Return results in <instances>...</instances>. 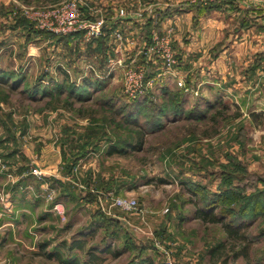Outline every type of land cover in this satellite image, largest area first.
<instances>
[{
  "label": "rangeland",
  "instance_id": "374dc122",
  "mask_svg": "<svg viewBox=\"0 0 264 264\" xmlns=\"http://www.w3.org/2000/svg\"><path fill=\"white\" fill-rule=\"evenodd\" d=\"M61 1L64 0H0V71H15L17 75L16 87H12L10 83L0 82V264H64L54 255V252L58 251L63 254L64 258L72 254V256H80L83 260L85 255L83 250L77 248L69 253L63 247L62 242L70 243L75 240H84L86 250L90 245L100 243L106 233L114 228L109 227L104 231L101 227L97 231L92 230L91 227L87 228L90 222H86L85 215L88 214L81 208L73 207L74 203L69 201L67 196H63V201L58 202L62 204L60 210L63 211V214H59L53 209L55 204L53 202L60 193H58L56 185L41 180L47 174L43 169H46L49 164H43L44 161L41 160L42 158H38V155L42 151V139L47 141L55 139L54 127L58 123L61 126L68 123L80 124L85 129L79 130L78 134L90 133L91 128L98 131L99 137L96 138L95 142L99 143L97 149L99 151L102 149V152L98 151L97 154L89 156L86 161L83 160L81 166L85 168L84 170L90 168V174L85 179L76 177L74 182H71L73 187L84 189L82 185L89 183L93 184L94 188L95 184H98L105 189L112 187L116 190L121 188L124 190L131 184H139L149 192H159L161 196H167L169 188L176 185V181L177 185L183 186L181 182L192 177L187 175L181 177L183 170L191 171L195 175L192 179L196 181L202 179V176L196 175L199 168V163L196 160L200 154H212L214 152L211 143L214 137H221V144L219 145L221 151L216 150L215 153H221L222 156L228 153H240L241 147L237 145V148H234V143H231L239 141L244 144L249 138L246 128L239 129V126L235 124V122H240V119L243 121V118L247 117L241 116V109L238 105L228 99L218 97L220 95L215 90H211L208 86L204 87L205 84L201 83V78H203L201 69L203 67L198 63L194 64V62H198L197 57H195L198 53L196 44L197 14L193 18L192 15L182 17L178 21L179 25H174L175 20H173L176 15H181L175 11V8L186 7L185 2L177 3V5L168 3L167 0H141L142 9L158 3L157 5L162 8L160 16L169 10L179 13L175 14L173 19L171 17L164 18L162 26L165 25L163 29L174 26L172 46L176 51V57L179 62L184 58V61L193 65L191 72L194 75L193 81L190 78L187 79L188 73H183V70H187L186 64H182L185 69L180 66V71L186 79L182 85L178 82L167 81L159 92V96L150 97V99L164 103L169 109L173 104L171 101L173 97L170 96L162 100L160 97L163 96V90L167 88L173 91H181L186 100L185 110L190 113L197 108V112L206 116L204 119L190 118L189 113L179 118L170 115V117L158 119L157 114L148 109H143L136 115L139 125H134L133 121L129 123L125 119V114H128L129 110H134L132 104L134 100L128 99L123 94L120 70L103 78L107 80V87L102 91L91 89L89 92H92L93 98L89 101H79L76 98L68 100L66 92L57 99L51 100L42 93L35 92L38 87H45L49 81H57L56 77L58 80L64 79V73L70 76L69 81L76 84V89L80 88V84L87 77L92 76L101 79L100 76L107 74L108 60L106 65L102 66L103 57L101 53L88 51V42H92L91 40L86 41L84 38L83 51L75 49V47H70L67 41L62 43V39L57 36L58 34L54 35L49 31V33H44L43 31L46 30L37 28L35 22L26 16L28 9L49 6ZM89 1L95 3L93 0ZM112 1H115L112 6L113 9L103 7L101 10L112 15L120 7L132 8L127 0L125 2L128 5L124 2L117 4L119 3L118 0ZM166 6L168 7L166 8ZM85 11L88 12V10ZM21 19H26V24H23ZM119 27L125 29L127 33L126 41L128 43L126 44L127 49L124 51L127 55L133 56L140 39L139 35L148 36L145 32L148 31L147 24L145 26L140 22L127 25L123 23L121 26L113 24L111 29ZM144 38L147 37L144 36ZM59 41H61V45L56 46ZM214 42L215 40L211 37L208 47L209 45L213 46ZM184 47L185 49L189 48L188 53L191 54L189 57H184L183 51L186 52ZM141 48L143 49V46ZM82 55L86 60L80 61ZM140 58L144 59L143 56ZM59 62L63 64V67L58 64ZM90 65L95 68L99 76L95 73L89 76L92 71ZM55 70L60 72L54 73ZM85 73L87 75L83 79H76ZM112 76L115 78L112 79ZM175 100L177 99L175 98ZM67 101L71 103L68 104ZM209 107L213 108L209 109ZM56 108H62L65 111L52 113L51 116L47 115L46 121L52 123L53 129L47 133L48 137H45L41 124L43 119L41 113L45 109L54 111ZM117 109L120 111L119 113L115 111ZM153 120H158L162 128H149L147 122ZM234 124L237 127L235 130L232 127ZM144 126L149 132L146 133L145 143L141 151L128 150L126 154L108 155L109 144L114 142L121 149L124 148L129 141L135 142L136 130H140ZM236 130L238 131L236 132ZM235 133L239 135L236 140ZM251 133L256 132L251 131ZM56 134H60V132L57 131ZM70 144H67L66 153H71ZM76 144L77 141H74L72 145L77 146ZM215 145L217 148L218 144ZM92 146L90 144L88 150ZM90 150L93 151L94 149ZM76 151L73 152L76 153ZM190 158L195 159V161H192L193 163L188 162L187 160ZM50 165H56V163ZM69 165V162L63 164L64 171H67ZM261 165L259 163V168L262 167ZM216 181L219 184L221 182L220 179H216ZM46 183L49 184L47 187H45ZM182 188L186 189V187ZM51 193L54 196L50 201L48 197ZM27 204L30 208L36 204L35 216L21 210L22 206L25 208ZM40 208L41 211L37 213L36 211ZM97 223L106 224V222ZM157 224L158 222L140 223L141 229L137 230L132 227L122 228V226L119 229L114 228L118 236L113 237L109 252L101 254L100 259L93 264H136L141 247L147 248L144 256L150 258L149 260L153 264H161L164 258L158 254V247L153 240L154 236L148 234L149 230L147 229V226L150 225L152 231L153 226ZM223 224L225 223L223 222ZM105 226L108 227L107 224ZM260 226L261 224L258 228H261ZM93 232L95 234L92 236ZM243 233V230H239L237 236L228 237L229 240L225 241L223 251L218 258H215L218 259L216 260L218 264H228V262L233 264L232 260L237 256L244 257L246 261L242 253L234 254V244L230 241H236L240 250L245 246V243L247 246L251 245L249 237ZM157 240L162 239L157 238ZM118 244L124 248L123 252L116 253ZM262 248H264V240L262 246L255 249L254 264H262L257 259L264 258V256H260ZM229 252H231V256ZM50 255L52 257H49ZM212 258H207L208 264H213ZM249 261L251 262L248 253L247 264ZM262 261L264 264V259Z\"/></svg>",
  "mask_w": 264,
  "mask_h": 264
},
{
  "label": "crops",
  "instance_id": "0c3cea01",
  "mask_svg": "<svg viewBox=\"0 0 264 264\" xmlns=\"http://www.w3.org/2000/svg\"><path fill=\"white\" fill-rule=\"evenodd\" d=\"M118 1L119 3L117 4L124 2L127 5V2H129L132 7L136 3V0ZM187 1L167 0L168 3L173 4ZM93 2H95L93 6L97 4L98 8L109 7L113 9L112 6L115 4V1L112 0H94ZM219 3L221 5L220 9H215L205 15H199L195 10H190L187 7H179L180 9L175 8V11H178L181 15L175 16V14H179L175 12L168 17L172 18L175 16L174 19L172 18L175 20L174 25H179L178 21L182 17L192 15L193 18L197 14L196 44L198 53L195 57H197L198 62H194V64L198 63L203 67L201 69L203 73L201 83L205 84L204 87L208 86L220 95L218 97L236 103L241 109V116H247L245 119L243 118V121L240 119V122H235V124L239 126V129L242 127L246 128L249 138L244 144L239 141L232 142L231 144L234 143V148H237V145L241 147L240 153L228 154H231L232 157L244 164L246 176L249 174L252 177L255 173L264 174V0H223ZM127 24L132 23H125L124 25ZM164 27L165 25L161 27L162 31ZM109 28L111 27L109 26L106 29L108 36L111 33ZM57 36L62 39V43L67 41L70 47L81 49V51L84 50L85 39L82 33ZM211 37L215 40L214 47L210 45L208 47ZM109 42L110 40L108 39V47ZM60 45L61 41L56 46ZM188 50L189 48L187 47L185 49L186 52L183 51L184 57L191 55ZM212 54L214 55L212 56ZM84 60L86 58L82 55L80 61ZM58 64L63 67L61 62ZM182 64H186L185 68H187L186 71L183 70V73L187 72V79L190 78L193 81L194 75L191 72L193 65L184 61V58L180 62L181 68L183 67ZM185 68L183 67V69ZM58 72L60 71H54V73ZM91 74L90 72L89 76ZM86 75L87 73L80 75L76 79H83ZM56 80H58V77H56ZM61 111L65 110L56 108L54 111H47L46 109L42 111L43 119L41 124L45 137H48L47 133L53 129L52 123L46 121L47 115L51 116L52 113L56 114ZM235 124L231 125L234 130L237 128ZM83 129L85 128H82L80 124L68 123L61 126L58 123L54 127L55 139L49 141L42 139V151L38 158H42L43 164H49L46 169H43L47 174L41 180H46L49 184H52L49 181V178L52 177L62 180L66 187H58V193L69 197V201L74 203L73 207L81 208L88 214L87 216L85 215L86 222H90L92 230L99 227L103 231L106 230V224L100 225L97 222H107V219L119 222V228L121 226L122 228L132 227L136 230L141 229L139 227L140 223L158 222L156 226H153L152 231L150 225L147 226L148 234L154 236L153 240H155L158 247V254L164 259H172L175 264H208L207 258L210 259L212 257L213 264H218L216 261L218 259L215 258H218L223 251L225 241L229 240L228 237L237 236L239 230H243V234L249 237L251 242L248 253L251 263L254 264L255 249L258 246H262L264 240V216L252 222L244 223L239 227H230L232 235L229 236L222 223H227L228 220L219 218V209L217 207L208 208L207 204L204 203L206 196L220 192L219 183L216 181L215 175L221 172L222 164L230 162L228 154L222 156L221 153H215L216 150L219 151L221 149L219 147L221 137L218 138L214 135L216 137L211 141L214 148L212 154H200L197 157L196 161L199 163V168L196 175L202 176L200 181L192 179L195 175L191 171L183 170L181 177H186V175L192 177H189V180L182 181L183 186L177 185L176 181V185H172V188H169L167 196H161L159 192H149L139 184H131L124 190L122 188L116 190L112 187L105 189L98 184H95L94 188L93 184L89 183L88 185H82L84 189L71 186V182H74L73 180L76 177L85 179L90 174V168L84 170L85 168H82L81 164L83 160L86 161L89 156L91 157L99 151L96 150V153L91 150L86 151L71 173L64 171L63 164L66 162L70 163L73 160V142L77 141L76 145L83 143L86 133L78 134V131ZM57 131L60 134H56ZM251 131L256 133H251ZM234 137L236 140L239 135L235 133ZM66 143H71L69 146L70 154L66 153ZM216 143L218 144L217 148ZM243 148L244 150H242ZM99 152H102V149ZM187 161L191 163L195 159L190 158ZM51 163H56V165H50ZM259 163L262 164L261 168H259ZM49 184L46 183L45 187ZM108 184L110 185V183ZM192 185L201 186V189L193 188ZM182 187H186V189ZM202 188L205 189L202 190ZM89 193L94 195L92 200L87 199ZM116 197L135 198L139 203V207L133 211H125L117 206H111L113 199ZM60 201H63V198ZM35 206L36 204L30 208L27 204V207L24 208L22 206L21 210L35 216ZM39 211H41V208L36 212L39 213ZM259 224H261V228H258ZM91 235L93 236L94 234ZM156 237L162 240H157ZM230 241L235 245H233L234 254H237L240 249L237 242ZM263 249L260 250L261 257L264 256ZM229 255L231 256V252H229ZM257 259L263 264L262 259L264 258ZM233 260V264H247V259L245 261L242 256H237ZM228 264H231V262H228Z\"/></svg>",
  "mask_w": 264,
  "mask_h": 264
},
{
  "label": "trees",
  "instance_id": "16d2710c",
  "mask_svg": "<svg viewBox=\"0 0 264 264\" xmlns=\"http://www.w3.org/2000/svg\"><path fill=\"white\" fill-rule=\"evenodd\" d=\"M185 5L188 9L195 10L199 15H205L206 13H209L215 9L221 8L219 2H207L205 4L201 2H196V3L186 2ZM171 13H174L173 10L166 11L165 13H163L162 17L163 18L168 17L171 15ZM20 21L23 24H26L27 22L26 19H21ZM152 25H153L152 21L151 22L149 21L147 23L148 30ZM159 26L160 24L158 25V28ZM43 32L46 33L47 31H43ZM108 39H109L108 34H105L99 38H95L91 40L92 42L88 43L89 46L88 51L90 52L94 51V53L95 52L101 53L103 57V59L101 60L102 66L106 65V61L108 60V55L110 50L108 47ZM154 69L155 66L150 64L148 69V75L153 74L155 72ZM64 74H65L64 79L53 82L49 81L45 87L43 88L38 87L36 91L35 90L34 91L37 93H42L45 97H49V99L51 100L57 99L63 93L66 92L68 100L76 98L79 101H86V100L89 101L93 98L92 92H89L91 91V89H97V91L99 90L102 91L107 87L106 79L94 78L90 76L83 80V82L80 84L81 85L80 88L76 89L75 87L76 84L74 82L69 81L70 76L67 75L66 73ZM16 77L17 75L15 71L14 72L0 71V82H4L8 84L10 83L12 87H16L15 84L17 83ZM170 96L173 97L171 100L173 104L169 109L166 107V105H164V103L162 104L157 101L156 102L151 101L150 97H144L143 99L134 100L132 103L134 105V110L131 111L129 110V112H127L128 114H125L126 115L125 119L129 123L133 121L132 123H134V125H139L138 123L139 120L137 119L136 115L138 112H142L143 109H148L152 113L157 114L158 119L167 118L170 117V115L175 116V118H179L187 115L189 111L185 110L184 104L186 103V100L183 98L182 92L177 90L173 91L166 88L163 90V96L160 98L164 100L165 98ZM175 98L177 100H175ZM69 103L71 102H68V104ZM210 108L212 109L213 107H209V109ZM115 111L117 113L120 112L118 109ZM201 114L202 113L197 112V108H195V110L190 112L188 115H191L190 118L195 117L197 120H200L206 117L205 115H201ZM147 125L151 129L162 128L158 120H153L151 122L149 121L147 122ZM141 128L140 130H136L135 142L129 141L128 143H126V146H124V148L121 149V147L115 145L114 142L109 144V147L107 149L108 155H113L115 153L126 154L128 150L141 151L145 143L146 133L149 132L145 126L144 128L142 129ZM97 132H98L97 129L92 128L90 133H86L84 135L83 143L79 144L80 146L77 145L72 147L73 150H77V151L76 153L73 152V160L72 162H70L67 172L69 173L72 172L73 168L78 164L81 156L85 154L86 151H88L90 144L93 145L90 149H94L93 151L98 150L97 147H99V143L95 142L96 138L99 137L97 135ZM227 156L230 157V162L227 164H222L221 172L216 173L215 175L216 179L221 180L219 184L220 192L211 194L210 196H206L204 203L207 204L208 208L217 207V209H219V214H218L219 218L221 219L224 218L228 220V222L223 225L224 228L227 230L228 235L231 236L232 232L230 227H235V226L239 227L244 223L252 222L257 218L264 216V174L260 175L255 173L252 177H250L249 174L248 176H246L247 174L244 164L239 162L236 158L232 157L231 154H228ZM49 181H51V183L53 185H56L57 187H61V188L66 187V184L62 180L56 179L55 177L49 178ZM192 187L197 188L199 190L201 189L200 188L201 186H197V185H192ZM204 189L205 188H202V190ZM61 198H63V195L60 194L58 197L55 198L53 203L59 202ZM93 198L94 195L92 193H89L87 199L92 200ZM106 224L108 226V227L105 226L106 229H108L109 227H114L118 229L120 227L119 222H114L112 219L110 220L107 219ZM90 227L92 226L90 225L87 228ZM114 228L111 229L112 233L110 230L109 232L106 233V235L102 238L100 243L92 244L86 250H85L86 242L84 240H75L70 243H67L66 241L62 242L63 247L66 248L69 251V253H71L72 250L77 248L81 251L83 250L85 254L83 260L80 258V256L77 255L72 256V254L64 258L63 254L59 251L54 252V255L60 262L64 264H93L100 259L101 254H106L107 252H109L113 237L118 236ZM94 230L96 231L97 228ZM92 234L95 233L93 232ZM249 247L250 245L243 246L241 249L242 251L239 249L238 253H242L245 256V258L246 257L248 258ZM123 249L124 248L122 246L120 247L118 244L116 253L123 252ZM146 249L147 248H143V247L139 248V254L137 255L136 264H153L149 260L150 258L144 256ZM49 257H52V255H50ZM248 264H252V263L249 261Z\"/></svg>",
  "mask_w": 264,
  "mask_h": 264
},
{
  "label": "built area",
  "instance_id": "2783aa9c",
  "mask_svg": "<svg viewBox=\"0 0 264 264\" xmlns=\"http://www.w3.org/2000/svg\"><path fill=\"white\" fill-rule=\"evenodd\" d=\"M221 1L223 0H189L187 2L205 4ZM140 4L141 0H136L132 8L123 6L109 15L101 10L102 7L93 6L89 0H64L53 5L28 9L26 16L35 22L37 28L58 35L82 33L87 41L105 35L106 29L109 26L112 27L113 24L121 26L123 23L140 22L145 26L149 21H152L153 25L149 31H145L148 36L139 35L140 39L138 44L136 43L137 48L135 47L133 56L125 53L128 43L125 29L121 27L109 28L111 30L110 50L107 74L104 77H109L120 70L124 96L130 100H136L144 97H156L167 81L178 82L180 85L185 81L180 73V62L176 57V51L172 46L174 27L169 26L162 31L160 26H162L164 19L162 16L165 12L160 16L162 8L157 5L158 3L151 4L144 9ZM85 10L88 12L86 13ZM139 55L144 59L142 60ZM150 64L155 66V72L148 75ZM91 68V73L98 75L95 68L93 66ZM113 77L115 78L112 76V79H114ZM53 196L54 194L51 193L48 199L51 201ZM61 205L57 202L53 206V209L59 214H63V211L60 210ZM111 206H117L125 211H133L138 209L139 204L135 198L116 197ZM162 264L175 263L172 259L166 258Z\"/></svg>",
  "mask_w": 264,
  "mask_h": 264
}]
</instances>
